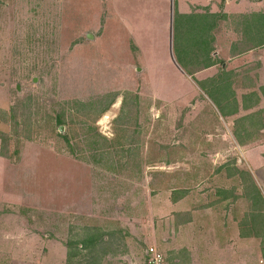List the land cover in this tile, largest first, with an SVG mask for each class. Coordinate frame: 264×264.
Wrapping results in <instances>:
<instances>
[{
	"label": "rangeland",
	"instance_id": "1",
	"mask_svg": "<svg viewBox=\"0 0 264 264\" xmlns=\"http://www.w3.org/2000/svg\"><path fill=\"white\" fill-rule=\"evenodd\" d=\"M211 23L174 0H0V264H104L135 244L141 264L149 246L166 264H228L232 247L264 264V127L237 122L264 109V50L233 58ZM226 83L232 115L208 92ZM203 205L254 242L208 233L186 257L179 211Z\"/></svg>",
	"mask_w": 264,
	"mask_h": 264
},
{
	"label": "crops",
	"instance_id": "2",
	"mask_svg": "<svg viewBox=\"0 0 264 264\" xmlns=\"http://www.w3.org/2000/svg\"><path fill=\"white\" fill-rule=\"evenodd\" d=\"M174 1L177 3L178 10L182 15L201 14L205 18L208 17L211 19V29L208 32V35L212 34L215 36L216 42L214 43V46H216L220 39V37L216 36L221 34L220 30L222 29L227 30L225 33L227 36H235L230 42L228 50L233 53V55H231L233 58L240 55L239 53L260 52L264 50V42L262 40L264 31L261 29V26L263 27L264 25V0ZM253 17H256L255 20L259 21L253 24L251 22ZM258 25L260 28H258ZM244 30H246L247 34L250 36V44H252L250 46L248 43L241 40ZM224 64L225 63H223L222 67H224ZM261 163V167H263L264 162ZM179 212L181 213L180 217L182 219L177 226V230L180 233L179 238L184 247L182 252H185L186 257L188 256V258L193 257L196 245L202 246V244H204L205 234L208 235V233H213L216 237H224L223 239L219 238V243L221 241V243L228 242L232 244L239 243L241 245H248L249 243L254 242V238L246 236V233L240 235L239 228L231 225L230 221H228L230 228L226 227L222 233L216 229L218 224H215L214 228V225H212L213 223L206 222L208 217H214V220L218 219V213L213 207H211V205H203L202 207L197 208L188 207ZM129 243L130 241H128V244ZM232 250L233 252H228V264H248L246 261L247 256L244 257L241 253L238 254L234 252V247H232ZM115 253H117L115 257L108 256V260H111L112 262L106 260V263L104 262V264H141L138 252L136 251V244L134 248L132 245H129V249L124 245L121 251Z\"/></svg>",
	"mask_w": 264,
	"mask_h": 264
},
{
	"label": "trees",
	"instance_id": "3",
	"mask_svg": "<svg viewBox=\"0 0 264 264\" xmlns=\"http://www.w3.org/2000/svg\"><path fill=\"white\" fill-rule=\"evenodd\" d=\"M258 28H260V26ZM249 38H250V36L247 34L246 30H244L241 40L244 41V42H246V43H248V45L250 46L252 44H250L251 43V39H249ZM262 40L264 42V36H263ZM258 41H260V40H258ZM202 44H203V42H202ZM199 46H200V44H199ZM203 47H206V45L203 44ZM204 56H205L204 57L205 60L202 61V64L201 65H198V67H195L194 66V67H192V69H189L190 74H193V71L192 70H198V69L206 68V67H209L210 66V64H209L210 59L208 57V53L205 54ZM225 74H224V72H222V73L214 76V78H212V81L217 80V78H219V76L220 77H223ZM201 84L206 87V85L204 83H201ZM230 89H231V85L228 84V83H226L225 85H219L218 87H213L212 89H208V92H211L212 94L218 92V93H221V95L223 96V98H220L219 101L222 103L221 109H222V111H223V113L225 115L235 114L237 112V109H238V101L234 97V92H232L233 90L231 89L232 90L231 91ZM259 90L261 92L262 97L264 98V85H262L261 87H259ZM248 94H244L242 96V107L244 109L250 108L255 101L257 102V99L259 97V95L255 91H251ZM263 111H264V109H262L261 111H257V113L252 114V115L250 114V115L242 116V117H240V118L237 119V122L240 121L242 123V125L244 126L246 124V121L249 118H255L256 117L257 124L260 125L259 128L260 127L263 128L264 127V118L262 117V112ZM59 123H61V122L59 121ZM234 135L238 139V141L241 143L242 140L239 139V137H240L239 133L237 131H234ZM3 136L4 135L0 133V140L2 141V143H3V140H4V137ZM0 153H1V155L4 154L3 151L1 150V148H0ZM250 181L252 182V180H250ZM252 190H254V193L258 197V192H257L258 189H257L256 185L254 184V181L252 182ZM260 201L264 204V202L262 200H260ZM80 242H81L82 245H85V247L87 248L93 242H95V240H94L93 237H86V238L82 239ZM262 244H264V241L263 240H262ZM67 247H68V249H67V259L69 260L72 257L73 253L70 252V248H69L70 245L69 244H68ZM261 253H262V256L264 258V247H262Z\"/></svg>",
	"mask_w": 264,
	"mask_h": 264
},
{
	"label": "built area",
	"instance_id": "4",
	"mask_svg": "<svg viewBox=\"0 0 264 264\" xmlns=\"http://www.w3.org/2000/svg\"><path fill=\"white\" fill-rule=\"evenodd\" d=\"M146 264H166L162 253L155 246L146 249Z\"/></svg>",
	"mask_w": 264,
	"mask_h": 264
},
{
	"label": "water",
	"instance_id": "5",
	"mask_svg": "<svg viewBox=\"0 0 264 264\" xmlns=\"http://www.w3.org/2000/svg\"><path fill=\"white\" fill-rule=\"evenodd\" d=\"M87 36H89V34H88ZM60 130H61V129H60Z\"/></svg>",
	"mask_w": 264,
	"mask_h": 264
}]
</instances>
